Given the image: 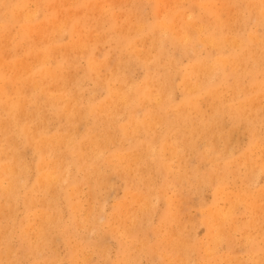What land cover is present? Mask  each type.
I'll use <instances>...</instances> for the list:
<instances>
[{
    "label": "bare ground",
    "instance_id": "6f19581e",
    "mask_svg": "<svg viewBox=\"0 0 264 264\" xmlns=\"http://www.w3.org/2000/svg\"><path fill=\"white\" fill-rule=\"evenodd\" d=\"M261 178L262 0H0V264H90L107 239L117 264H138L140 252L164 258L161 234L185 264L191 197H168L174 188L196 196L202 264L210 251L213 264H241L219 250L246 229L243 209L261 227ZM114 179L124 194L108 213L83 209L84 189L95 200ZM205 189L227 208L205 203ZM153 200L165 211L137 239Z\"/></svg>",
    "mask_w": 264,
    "mask_h": 264
},
{
    "label": "rangeland",
    "instance_id": "374dc122",
    "mask_svg": "<svg viewBox=\"0 0 264 264\" xmlns=\"http://www.w3.org/2000/svg\"><path fill=\"white\" fill-rule=\"evenodd\" d=\"M105 49H107V46H104ZM141 70L139 68L134 69V78L138 79L139 76H141ZM91 88V84L87 83L86 84V89L89 90ZM239 138V145L243 147L246 142V138L242 134H237L236 135ZM238 145V147H239ZM263 178L259 179L256 181L255 186L256 187H262L263 186ZM231 190V189H230ZM179 191L181 194V198H188L191 197V204L186 203L185 204V209L183 211V214H181V223L184 225V236L190 235L193 238V253H189L187 260L185 261V264H202V260L204 259V244L208 241L207 235L205 228L203 226H194L191 227V225H196L194 223L195 218L199 215L198 208L195 206L197 203L196 196L194 194H191L190 190L188 188H181V189H170L168 191V197H173L176 192ZM119 193V194H118ZM111 197H109L110 195ZM123 183L119 179H114L111 183V186L108 187V189H103L97 199L92 200L87 196V189H84L83 195H81V202L83 204V209H88L92 208L95 213H97V209L99 206H103V209L106 213L110 211L111 206L113 205V202L115 199H122L123 197ZM87 196V197H86ZM184 196V197H183ZM203 199L205 200V203H209L210 205H214L216 208V205L219 208H227L228 203L224 202V200L219 199V198H214L212 195V192L210 189H205L204 192L202 193ZM264 199V198H263ZM95 201V202H94ZM92 202V203H91ZM155 202L157 204H155ZM157 200H153L152 205L154 204V214L151 217V222H143L142 225L144 228L137 233V236L139 239L141 237V233L144 232L149 226H156L158 224L160 214L165 211V207L163 202ZM182 202H186V199ZM89 204V205H88ZM92 204V205H91ZM226 204V205H225ZM250 212L248 210L243 209L241 212L238 214H235V219L238 224L246 225V229L243 231H230L232 228L230 227L226 234L228 235L229 239L226 243L223 244V247L219 250L221 253H226L230 257L231 260L240 262L241 264H251L253 262V259L256 257H250V251L258 254V258H263L264 257V221L262 220L261 227L258 228H252L248 227L247 224L250 222ZM187 219V220H186ZM189 219V220H188ZM242 219V220H241ZM244 219V220H243ZM264 219V218H263ZM187 221V222H186ZM189 222V223H188ZM194 223V224H193ZM263 226V227H262ZM259 230V231H258ZM187 231V232H186ZM248 231V232H247ZM250 231V232H249ZM81 233H84L88 235L87 233L80 231L79 235ZM101 232H99L100 235ZM163 233L164 231H160V234ZM242 234V235H241ZM244 234V235H243ZM249 235L253 240H251V245L254 247L249 248L246 246H243V244L246 242L245 237ZM160 237L158 238V242L160 243V246L158 248V252L162 255H164L163 259L157 258V255L149 256L146 254H141L142 252L138 253V243L135 242V249L134 253H138V264H182L181 259H178V254L175 253L174 246H168L163 240H162V234L159 235ZM257 237V238H256ZM259 237V238H258ZM155 238L152 240V244ZM242 239V240H241ZM72 243H75L76 241L79 242V238L76 237L75 239H71ZM128 240V239H127ZM126 242H130L127 241ZM121 241L119 240V243ZM106 252L101 255H95L90 252V264H117V261L120 259V251H119V245H118V240L117 239H107L103 241ZM242 243V244H241ZM12 244L17 245V240L13 239ZM137 246V247H136ZM172 247V248H171ZM250 247V246H249ZM17 248V247H15ZM137 249V250H136ZM19 250V249H17ZM201 250V251H199ZM58 254L63 257L64 254H66L67 250L64 246L58 245L57 247ZM112 252V253H111ZM219 252V253H220ZM61 253V254H60ZM157 253V252H156ZM203 253V254H202ZM143 257V258H142ZM176 259V260H175ZM165 260V261H164ZM216 255L210 251V264L215 263L216 261ZM176 261V262H175ZM144 262V263H143ZM192 262V263H191ZM29 264V263H26ZM64 264H68L64 262Z\"/></svg>",
    "mask_w": 264,
    "mask_h": 264
},
{
    "label": "snow or ice",
    "instance_id": "6c2138e0",
    "mask_svg": "<svg viewBox=\"0 0 264 264\" xmlns=\"http://www.w3.org/2000/svg\"><path fill=\"white\" fill-rule=\"evenodd\" d=\"M262 3H264V0H262Z\"/></svg>",
    "mask_w": 264,
    "mask_h": 264
}]
</instances>
